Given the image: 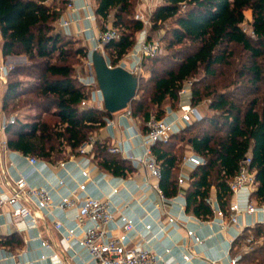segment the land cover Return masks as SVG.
I'll use <instances>...</instances> for the list:
<instances>
[{
	"label": "trees",
	"instance_id": "trees-1",
	"mask_svg": "<svg viewBox=\"0 0 264 264\" xmlns=\"http://www.w3.org/2000/svg\"><path fill=\"white\" fill-rule=\"evenodd\" d=\"M69 1L0 0L3 54L27 59L14 66L4 84L3 111L8 116L19 111L15 122L6 127L7 144L12 150L51 163L78 155L77 149L111 116L103 109L83 105L91 88L79 81L74 62L87 56L88 47L80 38L57 29ZM94 2L100 31L110 24L119 34L105 45L115 65L134 47L145 24L133 16L135 0ZM247 11L251 13V33L242 27ZM150 21L152 32L168 21L172 26L166 29L170 35L168 52L145 59L143 68L149 75L141 78L130 104L141 131L148 130L151 105L158 108V118L166 115L167 106L179 107V92L189 80L190 103L197 106L209 100L208 109L213 111L167 141L153 145L161 167L163 194L171 198L182 190L177 168L184 157L180 151L184 142L205 159L191 172L190 184L183 190L187 211L201 219L211 218L214 212L207 199L215 187L220 206L227 213L232 197L229 181L247 156L252 158L258 182L253 197L264 203V0H164L152 11ZM151 37L149 33L148 40ZM233 44L240 45L247 58L234 59ZM66 147L71 150L67 156L63 154ZM108 148L95 140L93 159L101 169L118 176L134 171L128 160ZM250 229L237 239L235 252ZM254 229L258 237L264 236V224ZM15 237L0 238V245H13ZM16 242L22 244L19 239ZM255 260L264 264V245L242 255V264Z\"/></svg>",
	"mask_w": 264,
	"mask_h": 264
},
{
	"label": "crops",
	"instance_id": "crops-1",
	"mask_svg": "<svg viewBox=\"0 0 264 264\" xmlns=\"http://www.w3.org/2000/svg\"><path fill=\"white\" fill-rule=\"evenodd\" d=\"M163 1L146 0L140 6L142 9L150 5L156 7ZM86 4H90L94 12V0H76V11L71 12L67 7L62 15L63 18L73 17L71 24L66 29L68 32L60 27V20L57 29L82 39L85 45L90 48L93 43L85 39L83 30L91 28L89 33L92 36L96 35L100 28L97 20L90 21L86 18L89 12V9L84 8ZM139 36L140 33L137 39ZM19 58L21 56H4L0 33V65L3 63L16 64ZM124 59L127 60V57ZM4 87L5 85L0 82V110H3L1 101ZM197 107L203 117V109ZM166 108L173 112L168 116L169 119H174L180 114L179 107L167 106ZM125 111L111 113V116L106 118V125L96 131L93 137L106 143L108 147L124 144L130 148L133 155H142L144 146L140 138L135 136L136 132L141 130L139 121L126 117ZM109 121H113V123H109ZM134 122L136 123L135 127L132 126ZM0 140H8L6 131L0 130ZM189 149L186 155L195 153L190 146ZM119 154L124 158L123 154ZM29 156L31 155L0 147V188L5 177L16 176L21 172L26 175L31 185L48 187L51 190L54 203L58 202L63 195H71L74 198L78 196L81 192L79 184L85 180L81 166L88 162L86 157L73 154L68 159L61 160L66 162L65 167L59 165L60 161L55 163L46 161V163L34 167L29 163L27 158ZM128 162L134 167V171L126 176H118L101 169L92 159L91 163L95 167L91 170L90 178L86 181V191L94 196L112 197L117 205V210H119L117 217L123 213L137 220L138 231L132 233V239L134 242H142L157 252L160 256L159 264H228L229 252L244 254L241 251L235 252V243L242 236L243 231L258 224H264V222H258V220L264 219L263 211L242 214L240 221L243 225L245 224L243 228L235 224L223 227L220 223L221 216L214 210L211 218L201 219L193 212L187 211L184 191L163 201L155 188L145 184L149 175L148 170L144 166L134 165L129 160ZM194 168L183 163V159L178 166L179 176L188 177V182L181 186L182 190L189 186L190 174ZM60 179L64 180V183L60 184ZM211 197H217L215 187H212ZM231 199L232 197L230 202ZM230 202L225 215H228ZM255 203L261 206L257 200ZM76 210V207L51 206L43 208L37 225L19 228L9 214V208L0 209V238L16 236L13 245H0V264H58L60 260L66 264H95L88 251L80 244L82 231L92 224V220L88 218L84 220L76 232L77 235L72 238V246L63 237L62 230L64 228L60 230L54 224V220L59 219L66 226H74ZM171 216L176 217L177 220L169 222ZM118 220L108 225L109 235L122 234L123 229L118 226L120 224L117 222ZM145 223H151L150 230L145 228ZM247 224L252 225L248 226ZM160 225L165 227L163 232L160 231ZM17 239L21 240V245L16 244ZM186 253L192 254L190 261L184 259L183 256ZM12 254L15 257H11ZM56 255L57 257H54Z\"/></svg>",
	"mask_w": 264,
	"mask_h": 264
},
{
	"label": "built area",
	"instance_id": "built-area-1",
	"mask_svg": "<svg viewBox=\"0 0 264 264\" xmlns=\"http://www.w3.org/2000/svg\"><path fill=\"white\" fill-rule=\"evenodd\" d=\"M75 1L76 0L69 1L68 7L71 12H75L77 9ZM84 8L89 9L86 18L90 21L96 20V15L95 12L92 11V6L86 4L84 5ZM150 15L151 14L146 16L143 13L142 15H139V19L144 22L145 27L140 32V36L132 51L127 55V60L121 59L115 65L111 63L108 54L105 53V45L119 37L117 30L111 25H108L105 31H99L96 35L94 34L92 36L89 33L91 28L83 30L85 39L93 43L92 46L88 48L87 56H85L87 65L92 69V72L88 77L79 78L83 85L91 88V94L88 98L90 107L104 110L103 94L99 88L94 73L92 59L94 51H102L111 67L122 66L130 72L140 76V80L145 75L143 68L145 59L156 56L161 48V43L158 40H148L147 25L151 22ZM72 19L73 17L71 16L68 18L61 17L59 23L60 27L64 30L68 29ZM14 66L15 64L9 63H3L0 65L1 83L5 84L7 82L8 75ZM191 94L192 80H189L179 92L180 114L176 118H168V116L173 113L171 109H167V117L158 118L156 115L152 114L147 121V132H142L141 130L136 132L135 136L140 138L144 146V152L142 155H133L130 148L124 144L114 145L108 148L111 153L123 154L124 158L131 161L134 165L144 166L149 174L145 182L146 186L155 188L159 192L163 201H167L169 198L165 197L160 187L162 172L160 164L153 153V145L158 142L167 141L172 134L180 132L194 120L202 118V113H200L198 107L190 103ZM183 96H188L189 102L182 103ZM86 103L85 100L83 105ZM124 110H126V117L134 119L130 105ZM14 122V116H8L3 110H0V130L5 131L7 125ZM109 123H113V121H109ZM134 125H136L135 122L132 126L135 127ZM95 140L96 139L93 137L88 142H85L80 148L79 155L86 157L88 162L84 163V166H81L85 180L79 184L81 192L76 198L71 195H63L58 202L54 203L51 190L48 187L31 185L28 182L26 175L19 172L16 176L9 175V177L4 178L2 187L0 188V209L8 207L9 214L12 216L18 227L21 228L30 225H37L40 218V212L43 208H49L51 206L58 208L76 207V223L74 226H66L64 222L59 219H55L54 224L60 230L64 228L62 230L64 234L63 237L72 246V238L77 235L76 232L84 220L87 218L92 220V224L82 231L80 244L88 251L95 264H159L158 261L160 256L157 252L145 246L142 242L133 241L132 233L138 231L137 220L123 213H121L120 217H117L119 210H117V205L112 197L94 196L86 191V181L90 178L91 170L95 167V165L91 163L94 156L92 152ZM0 147L9 150L7 140H0ZM27 158L29 163L34 167L46 163V161L35 156H29ZM204 162L205 159L196 153L185 155L183 158V163L193 167H197ZM251 163V156H247L243 160L238 173L229 181L232 199L228 215H225L217 197L210 196L207 199V202L211 205L214 212L221 216L220 223L223 227H227L229 224H235L243 228L245 227V224L243 225L240 221L242 214H254L257 211L264 212V203H262L261 206H258L253 197L258 182L256 171L251 167ZM59 165L65 167L66 162L60 161ZM187 182V176H179L180 186L185 185ZM59 183H64V180L60 179ZM181 192L183 193V190H181ZM115 220L120 222L118 226L123 229V232L120 235L112 236L109 235L107 227ZM176 220L177 218L174 216L169 218V222H174ZM258 222L263 223L264 219L258 220ZM247 225L251 226L252 224ZM145 228L150 230L151 223H145ZM164 229V225H160V231L163 232ZM11 257L15 256L12 254ZM54 257H57V255ZM183 257L185 260L190 261L192 254L186 253ZM58 264H66V262L60 260ZM228 264H242V254L229 252Z\"/></svg>",
	"mask_w": 264,
	"mask_h": 264
},
{
	"label": "rangeland",
	"instance_id": "rangeland-1",
	"mask_svg": "<svg viewBox=\"0 0 264 264\" xmlns=\"http://www.w3.org/2000/svg\"><path fill=\"white\" fill-rule=\"evenodd\" d=\"M144 1H146V0H135L136 9L134 10V14H133V16H134L135 19H139V15H142V13L145 14L146 16L149 15V14H151L152 11L156 8V7H152L153 5H150V6H146L145 8L142 9V7L140 5H142L144 3ZM250 20H251V13H250V11H247L246 12V20L242 24V27L248 33H251ZM171 26H172V21H168V22L164 23L161 28H159L158 30L152 32L151 31V22H150V24L147 25V35L149 33H151L152 34V37H151L152 40H158L161 43V48H160V51H159V53L157 55H164V54H166L168 52L167 49H166V41L170 38V35L167 33L166 29L167 28H170ZM81 42H83L82 39H81ZM75 46H76V44H75ZM232 48L235 51V54L233 56L234 59L237 58V60H238L240 58H247L246 52L242 49V47L240 45L233 44L232 45ZM132 49L127 54H129L132 51ZM105 53L107 54V51L106 50H105ZM127 54L124 56V58L127 57ZM18 60L19 61L16 64L26 63V60L27 59H26L25 56H21V58H19ZM74 66H75V69L74 70H75L76 76L78 78H80V77H88L89 74L92 72V69L87 65L86 57L79 56V59L74 62ZM226 68H228V67H226ZM145 73H146V75H149V70H145ZM23 78L25 79V77H23ZM26 80H28V79H26ZM186 97L185 96L182 97V103H186L188 101L189 98H188V96H186ZM185 98H186V100H185ZM86 102L87 103L84 106L90 107L89 106V100L88 99L86 100ZM209 102H210L209 100H204V101H202L200 103V105H197V106H199V108L203 109V114H212L213 111H211V110L208 109ZM167 105H169V104H167ZM151 111H152V114L156 115L157 114V111H158V108L157 107H152V105H151ZM18 112L19 111H15L14 110L12 112H9L8 114L10 116H16L18 114ZM22 112L23 113H21L20 115H22V119L25 120L24 119L25 118L24 117V115H25L24 110H22ZM31 112H35V111L34 110H31ZM135 120L137 121V120H139V118L136 117ZM83 145L84 144H82L81 146H83ZM81 146L77 149V152H79L78 154H80V148H81ZM189 150L190 149H189V146L188 145H186L184 142L181 143V145H180V151L182 152V154L186 155ZM63 154H65V156H67L68 154H71L70 148H67L66 147L65 152ZM73 154H76V153H73ZM92 154H93V152H92ZM251 228L252 229H250L249 231H247V234H248L247 235V238H243L239 242L238 249L241 252L247 253V252L252 251L254 249V247H258V246L264 245V236L258 237L256 235V233L254 232L255 226L254 227H251ZM258 256L261 257V258H263V256H261V255H258ZM246 262L249 263L248 260ZM252 264H257V260H255Z\"/></svg>",
	"mask_w": 264,
	"mask_h": 264
},
{
	"label": "water",
	"instance_id": "water-1",
	"mask_svg": "<svg viewBox=\"0 0 264 264\" xmlns=\"http://www.w3.org/2000/svg\"><path fill=\"white\" fill-rule=\"evenodd\" d=\"M92 59L104 110L115 113L126 109L137 96L140 76L122 66L111 67L102 51H94Z\"/></svg>",
	"mask_w": 264,
	"mask_h": 264
}]
</instances>
